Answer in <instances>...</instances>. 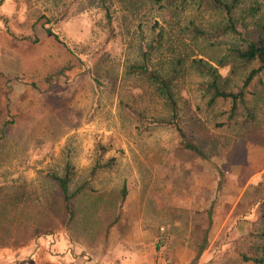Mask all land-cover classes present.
Returning <instances> with one entry per match:
<instances>
[{
  "label": "rangeland",
  "instance_id": "374dc122",
  "mask_svg": "<svg viewBox=\"0 0 264 264\" xmlns=\"http://www.w3.org/2000/svg\"><path fill=\"white\" fill-rule=\"evenodd\" d=\"M159 13L144 0H0V264H113L123 245L135 264L264 257V109L228 125L227 103L207 109L195 78L176 82L178 127L206 159L185 150L174 127L155 122L170 114L152 87L125 75L151 26L166 24ZM248 90L263 95L264 71ZM96 161L110 164L64 223L49 175L68 164L72 193Z\"/></svg>",
  "mask_w": 264,
  "mask_h": 264
},
{
  "label": "trees",
  "instance_id": "16d2710c",
  "mask_svg": "<svg viewBox=\"0 0 264 264\" xmlns=\"http://www.w3.org/2000/svg\"><path fill=\"white\" fill-rule=\"evenodd\" d=\"M144 1L148 6L156 7L159 14L166 18V24L155 22L151 26L149 40L139 46L138 60L125 68V75L138 77L152 87L170 114L167 120L155 122L174 127L182 147L198 158L206 159L195 145L186 140L178 127L174 84L183 83L186 78H195L193 85L200 99L204 100L205 108L212 109L217 103H227V124L235 121L239 112L244 114V124L255 122L256 114L264 109V92L261 97H247L252 94L248 90L250 84L264 71V6L256 0ZM101 9L105 19L111 21L110 11L104 3ZM171 21H174L172 27L168 24ZM167 28L169 31L178 28V34L169 46L166 45L171 40L167 36ZM44 31L62 43L51 29L44 27ZM161 57L163 61L159 62ZM220 70H226L225 74ZM2 134L0 129V138ZM109 164L96 161L88 179L72 193L68 190L72 178L68 164L62 176L49 175L62 199L64 223L69 224L73 220L72 199L88 187L96 171ZM121 194L125 195L124 188ZM207 222L202 249L206 244V233L212 225L211 212L207 215ZM237 254L243 263L264 264V257H248L244 252Z\"/></svg>",
  "mask_w": 264,
  "mask_h": 264
},
{
  "label": "crops",
  "instance_id": "0c3cea01",
  "mask_svg": "<svg viewBox=\"0 0 264 264\" xmlns=\"http://www.w3.org/2000/svg\"><path fill=\"white\" fill-rule=\"evenodd\" d=\"M135 234L138 236L136 238L138 245H141L140 244L141 242H139L140 240H138L140 238V233L135 231ZM113 236H115V235H113ZM119 239H121V238L116 237L114 242L117 243L119 241ZM122 239H123L124 244L128 243L131 245V239L126 238V237H123ZM127 247L128 246L123 245L122 246L123 250L117 251L116 256H118V257L116 259H114V261L112 260L113 264H135V261H133V258H136L138 256L133 257V254H130V252H129L130 250L127 249ZM61 257L62 256H60L59 258L53 257L51 260V264H55L54 262L57 263L58 259H61ZM65 260H67V258H65ZM69 260H70V257L68 256L67 261H69ZM60 264H66V263H64V261H61Z\"/></svg>",
  "mask_w": 264,
  "mask_h": 264
},
{
  "label": "built area",
  "instance_id": "2783aa9c",
  "mask_svg": "<svg viewBox=\"0 0 264 264\" xmlns=\"http://www.w3.org/2000/svg\"><path fill=\"white\" fill-rule=\"evenodd\" d=\"M153 264H160V261L159 260H157L155 263H153Z\"/></svg>",
  "mask_w": 264,
  "mask_h": 264
}]
</instances>
